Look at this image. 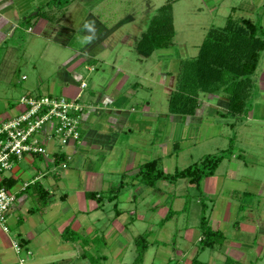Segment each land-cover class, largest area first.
Listing matches in <instances>:
<instances>
[{"label":"rangeland","instance_id":"374dc122","mask_svg":"<svg viewBox=\"0 0 264 264\" xmlns=\"http://www.w3.org/2000/svg\"><path fill=\"white\" fill-rule=\"evenodd\" d=\"M9 1L0 0V5ZM14 1L25 10H30L33 4L35 5L34 9L26 15H15L13 10H9L11 11L10 20L15 26L13 31L0 36V117L4 111L10 112L11 106L18 105L17 102L22 95L34 93L33 89L39 87L42 82L52 83L54 79L58 82V71L61 70L59 67L62 63L73 57L76 50L87 45L80 43L81 38L88 34L83 30L84 22L94 20L97 39L86 48L89 51L99 52L100 46L105 43L95 57L97 62L92 66L93 69L89 70L86 63H82L79 68V72L88 83L79 102L86 104L91 100L95 101L93 96L91 98V92L94 91L90 89L91 84L98 79L100 83L102 80L103 82L111 80L118 70L117 67L114 68L116 66L114 63H117L126 77L123 79V75L119 74L120 78L117 77L119 85H113L118 86L120 90L119 98L115 99L114 103L122 104L127 110L121 115L123 122L133 120L132 124L118 132L113 155L107 159L111 164L116 163L118 171L120 170L118 173L107 172L103 175L107 178L109 186H118L121 181L124 182L123 187L115 191H118L116 199L103 198L101 205H103L104 221L107 219V224H111L116 207L122 210V215L127 218L124 219L125 224L129 217L135 218V215L143 214V219L136 223L132 232L140 233L141 237L143 236L142 238L147 241L145 244L151 240L149 233H173L170 234L172 238L166 244L168 248L179 247L183 250L191 248L192 253L198 252V261L208 264L211 255L216 257V250L228 232L237 228L238 218L247 212L249 206L251 209L256 205L257 193L254 189L262 190L263 188L264 190V51L261 52L258 66L252 75L253 87L247 100L249 109L241 116L227 112L222 106L219 109L215 107L218 104L223 105L222 101L228 102L223 91L199 92L194 115L181 116L170 113L169 106L176 97L180 60L193 57L197 53V45L201 43L207 30L212 26L225 25L228 15H231L232 19L244 17L254 22L258 21L264 26V0ZM167 2L172 5L171 14L175 28L173 43L169 48L155 50L150 56L143 57L135 49L136 40L145 30L150 17ZM36 8H39L41 14L45 16L41 18L49 22V28H45L44 33L38 32L37 21L40 17L38 18L35 14L37 13ZM25 16L27 19H24ZM58 26L60 28H58V34L53 31L55 38H49L52 35L50 31L57 29ZM28 27H31L30 31L27 30ZM99 40L101 42L97 43L96 41ZM22 77L27 79L22 80ZM103 87L104 85L100 84L95 93H102ZM148 107L154 112V118L158 116L156 112L160 113L158 121H152V117L145 114L143 108ZM129 111L132 112L128 113ZM173 116H176L175 119ZM109 119L110 114L107 113V120ZM146 128L149 129V133H146ZM147 137L153 140V147L147 143ZM139 144L142 147L144 145V148L139 150V154L150 155V159L161 158L162 168L168 173L199 162L205 154H218L227 148L231 149L232 154L220 162L215 171L216 175L209 177V187L212 186L211 191L215 193L214 198H211L210 193H205L203 187L197 190L187 179H179L176 183H170L172 189L167 188L169 182L166 181L157 183L155 187L146 186L138 179L131 182L132 174L128 175L126 169L122 170L125 166L124 162L126 163L124 157L126 152L123 148L127 146L129 149ZM158 146L160 150L156 149ZM31 157L33 165L28 164L23 157L15 161L14 166L18 167L17 171L7 170L3 172V175L24 179L26 175L32 176V173L38 169H43L42 165L45 169L48 165L51 166V163H45L42 155H31ZM40 181L47 186L44 179ZM36 184L30 185L28 191H34ZM240 184L247 185V187L240 188L238 187ZM163 189L165 194L163 198L166 200H162L156 206L157 208H154L152 203L159 198L157 194ZM242 189L245 192H242ZM131 190H134L133 195H136L135 202L131 201L132 204H130L120 199L122 193L124 195L125 191ZM102 192L107 195L108 189ZM115 192L109 193L115 194ZM177 196H180L179 200L176 199ZM258 199H260L259 208L256 209L257 211L253 208L254 212H252L254 219L257 214L259 215V211L264 209V193L263 197ZM199 201H203L207 206L203 207L202 202ZM115 202L116 207H114ZM229 202L245 206L238 209V211L244 209V213L240 212L238 215L236 211H233L231 220L222 221V223L219 221L220 224H224L223 227L216 228L221 232L222 239L216 243L214 248L205 247L202 251L199 242L192 243L182 238L184 227H196L199 231L201 230L199 222L202 214L205 215L212 228L211 219L215 207L221 209L223 204ZM171 203L173 209L175 207L179 210L172 218L161 222L164 214L161 216L158 208L164 204L167 210ZM135 207L137 214H134ZM148 208L151 209V213L148 216L146 213L148 218H145L144 210ZM203 210H205L204 213ZM70 236L74 239L79 237L76 233ZM79 238L82 242L81 246L85 247L80 252L85 254V257H72L69 261L55 264H107L105 260L107 244H104L105 238L102 231L91 239L86 235H81ZM154 245H159L158 248H160L162 243L157 241ZM146 249L143 256L151 258L152 251ZM163 252L161 250L160 256L166 257ZM125 253L128 264H145V260L144 263L135 261L136 241L132 242ZM246 257L248 262L249 259L252 262L242 260L244 264H264V256L250 253ZM147 262L150 263L149 260Z\"/></svg>","mask_w":264,"mask_h":264},{"label":"crops","instance_id":"0c3cea01","mask_svg":"<svg viewBox=\"0 0 264 264\" xmlns=\"http://www.w3.org/2000/svg\"><path fill=\"white\" fill-rule=\"evenodd\" d=\"M34 5L35 4H33L30 10L34 9ZM9 10H13L15 15H26L27 12L30 11L25 10L24 7L20 8L14 0L0 5V36L13 31V27L15 26L12 25L10 20L11 17H9V13L11 11ZM25 18L26 16L24 19ZM83 21H85V19ZM48 24L49 22L45 20V18L43 19L40 17L37 21L38 32H43L49 28ZM58 28L59 26L57 29L50 31L52 35L49 38H55L53 31L58 34ZM96 42L100 43L101 40ZM103 42L104 41H102V43ZM104 43L100 46V51L104 47ZM88 45L89 44L86 46ZM86 46L83 45L80 49L76 50L73 57H70L67 61L62 63L59 67L61 70L58 71V82H56L55 79L52 83L42 82L39 87L33 89V92L35 94H48L50 96L61 95L68 99L77 96L79 102L83 91L88 87V83L84 77H82L79 68L82 63H86V67L89 70L93 69L92 66L97 62L95 57L100 52L89 51ZM114 64H116L114 68L117 67L118 70L111 80H106V82L102 80L100 83V79H98L91 84L90 89L91 91L94 90L91 92V98L93 96L95 101L91 100L86 104L79 102L85 106L81 115L80 130L82 127V131L80 140L79 142H70L66 146L60 147V150L64 152L67 158V161H65L67 164L66 167L59 165L53 168V166L48 165V168L45 169L44 165H42V172L38 169L36 172L32 173V176L26 175L24 179H20V177L17 179L12 175H3L6 178L10 177L14 180L11 188L17 192V199L8 214V229L3 230L0 227V264H55L69 261L72 257L84 258L85 254L80 252L83 247L81 246L82 242H80L79 237L81 235H86L91 239L97 236L100 231L104 234V244H107L105 258L107 264H128V258H126L125 252L132 242L135 241L134 238L140 235V233H133L132 231L135 229L134 226H136V223L143 219V214L135 215V218L132 216L129 217V220L125 224L124 219L127 218L122 215V210L116 207L119 212L116 213L115 210L113 221L110 222L111 224H107V219L104 221L102 212V200H97V196L92 197L86 195L87 192L100 193L103 190H107L109 183H107V178L103 175L107 172H120V170L118 171L116 163L111 164L107 159L113 155L114 146L116 145L117 136L119 135L118 132L123 131V128L132 124L133 121L126 120L123 122L121 115L127 110L122 104L114 103V100L119 98L120 90L118 86L113 85H119V79L117 78L119 74L123 75V79L126 77L122 74L124 71H121L119 65L117 63ZM26 79L27 78L22 77V80ZM81 82H85L86 86L81 88ZM100 84L104 85V93H95ZM219 101H221V99H219ZM222 102L223 105L218 104L215 106V104H211V106L214 105L217 109L222 106V108L226 110L228 102ZM10 110V112L4 111L1 116L14 115L20 110V107L19 105H14L11 106ZM150 110L149 107L143 108L145 114L152 117H150L153 119L152 121H158L157 118L160 113L156 112L158 116L154 118V112ZM130 112L132 111L128 113ZM107 113L110 114L109 120H107ZM175 117L173 116L174 119ZM129 131H131V129ZM148 131L149 129L146 128V133H149ZM147 139L149 146L153 147V140L151 141L149 137H147ZM47 147L51 152H55L58 146L56 143L51 142ZM143 148L144 145L142 147L140 144L129 149L127 146L123 148V151L126 152L124 155L126 163L124 162V169H121H126L128 175L132 174L131 176H134L138 165L150 159V155H145L143 153L139 154V150ZM156 149L160 150V147L158 146ZM136 158H138L137 163H135ZM23 160L33 165V158L30 155H25ZM44 161L45 163H49L46 160ZM126 166L127 168H125ZM17 170L18 167L14 166L11 171L14 172ZM215 175L216 174L213 176ZM209 177L203 179L202 187L205 193H210V197L214 198L213 196L215 193L211 191L212 186L209 187L208 183ZM40 179H44V182H47V186H44ZM134 179L135 178L130 177L131 182H133ZM36 182H38L37 185L41 187H37L36 185L35 190L29 192V186L35 185ZM24 183H28V185L22 189L21 187ZM259 186H261V184H259ZM168 187L172 189L170 183L167 188ZM238 187L245 189L247 185L240 184ZM39 189H44V197L39 195ZM243 189L242 192H245ZM159 190L161 189L159 188ZM234 191H236V189H234ZM254 191L257 193L256 205H252L254 207H251V209L249 206L246 213H244V209L243 211H238L239 208L241 209L245 206H241L242 204L239 206L237 203L233 204L229 202L223 204L221 209L215 207L211 219L213 230H218L216 229L217 227L224 226V224H220V222L231 220L233 215L231 212L236 211L238 215L240 212L244 214L238 218L237 228L231 227L234 229L228 232L224 241L217 248L216 257L210 256L208 264H226L227 258L237 263H243V261L248 262L246 255L250 253L264 256V209L259 211V215L257 214L258 218L256 217V219H254L252 213L259 208L260 199L258 198L263 197L264 190L263 188L262 190L255 188ZM124 193V195H122L123 193L120 195L121 200L124 199L130 204H132L131 201L135 202L137 200L136 195H133L134 190L125 191ZM164 195V189L157 194L160 199L156 198L153 201L152 204L154 208L161 203L162 200H166L163 198ZM179 198L180 196L176 197L177 200H179ZM134 209V214H137V208L135 207ZM174 210L177 211L179 209L174 207ZM144 211L145 218H148L147 216L151 213V209L148 208ZM158 211L161 216H163V214L165 216L167 212L166 206L162 204L161 207L158 208ZM72 233H76L79 237L74 239L70 236ZM167 234V232H163L162 234L160 232L148 234L151 240H148L146 250L152 251L151 258L143 256L140 262L144 263L145 260V264H193L192 260L195 256H198V252L196 251L195 254L192 253L191 248L187 250H183V248L179 247H173L172 249L168 248L166 244L172 238L170 234L173 233ZM183 234L182 238L192 243L198 242L201 235L199 229L196 227H184ZM157 241L162 243L160 248H158L159 245H154ZM15 243L19 246L18 251L15 248ZM170 249L172 250L171 252ZM252 249H254V251ZM161 250L162 252L165 251L163 253L166 257L160 256ZM203 250L204 249H202V251ZM168 253L170 254L167 257ZM148 260L150 263L147 262ZM170 261L172 262L170 263ZM251 262L252 260L249 259L248 263Z\"/></svg>","mask_w":264,"mask_h":264},{"label":"trees","instance_id":"16d2710c","mask_svg":"<svg viewBox=\"0 0 264 264\" xmlns=\"http://www.w3.org/2000/svg\"><path fill=\"white\" fill-rule=\"evenodd\" d=\"M39 8H36L37 17H45ZM171 10L170 2L159 7L157 13L150 17L145 30L140 33L135 43V49L143 57H148L155 50L166 49L172 45L175 28ZM262 51H264V26L258 21L254 22L244 17L232 19L231 15H228L225 25L212 26L207 30L201 43L197 45V53L193 57L180 60L177 72L178 88L175 100L172 102L173 105L171 103L169 106V112L181 116L194 115L199 92L218 93L223 91L228 98L227 112L236 116L246 113L249 109L247 100L253 87L252 75L258 66ZM26 95L38 96L42 94L28 93ZM231 154L230 148L222 150L218 154H205L199 162L175 169L172 173L165 172L161 165V158L156 157L140 163L133 178L149 187H155L161 181L176 183L179 179H187L197 190H200L203 179L213 176L220 162ZM53 155L56 165L61 161H67L66 155L60 149ZM13 182L14 180L10 177H4L1 180V184L9 187L13 185ZM123 182L121 181L118 186H108L107 195H104L103 192H87L86 195L97 196L96 199L100 201L103 198L114 200L118 197L116 194L118 191H115L123 187ZM39 186L37 185V187ZM112 191L115 194L109 193ZM38 193L42 197L45 195L44 189H39ZM199 202H202L203 207L207 206L203 201ZM115 205L116 202L114 207H116ZM115 209L116 213L119 212L117 208ZM176 212L169 206L165 216L160 221L169 220ZM199 227L201 235L198 242L201 244V249L212 248L222 239L221 232L211 228L204 214L201 216ZM139 237L141 235L136 236L135 240L137 245L135 261L142 260L147 247L146 239L142 238L143 236ZM192 263L202 264L196 256ZM238 263L227 258L226 264Z\"/></svg>","mask_w":264,"mask_h":264},{"label":"built area","instance_id":"2783aa9c","mask_svg":"<svg viewBox=\"0 0 264 264\" xmlns=\"http://www.w3.org/2000/svg\"><path fill=\"white\" fill-rule=\"evenodd\" d=\"M31 28H28L30 31ZM81 88L85 82L80 83ZM20 110L11 116L0 117V204L5 207L0 211V227L8 229L9 211L17 199V192L1 184L3 172L12 170L15 161L25 155H42L51 166L66 167V162L55 164L54 153L70 142H79L80 123L84 105L78 97L68 99L61 95H23L18 103ZM56 143L57 149L51 152L49 143ZM28 183L21 187L24 189ZM18 251L19 246L15 243Z\"/></svg>","mask_w":264,"mask_h":264},{"label":"clouds","instance_id":"9594fccd","mask_svg":"<svg viewBox=\"0 0 264 264\" xmlns=\"http://www.w3.org/2000/svg\"><path fill=\"white\" fill-rule=\"evenodd\" d=\"M83 30H85L88 34L81 38L80 40L81 44H90L95 39H97L96 26L94 20H86L83 24ZM0 195H2V193H0ZM4 207L5 206L3 204H0V211H2Z\"/></svg>","mask_w":264,"mask_h":264}]
</instances>
